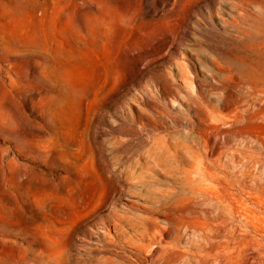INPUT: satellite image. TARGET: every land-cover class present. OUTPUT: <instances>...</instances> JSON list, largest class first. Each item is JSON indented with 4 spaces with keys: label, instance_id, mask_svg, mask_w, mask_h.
I'll use <instances>...</instances> for the list:
<instances>
[{
    "label": "rangeland",
    "instance_id": "374dc122",
    "mask_svg": "<svg viewBox=\"0 0 264 264\" xmlns=\"http://www.w3.org/2000/svg\"><path fill=\"white\" fill-rule=\"evenodd\" d=\"M0 264H264V0H0Z\"/></svg>",
    "mask_w": 264,
    "mask_h": 264
},
{
    "label": "bare ground",
    "instance_id": "6f19581e",
    "mask_svg": "<svg viewBox=\"0 0 264 264\" xmlns=\"http://www.w3.org/2000/svg\"><path fill=\"white\" fill-rule=\"evenodd\" d=\"M83 143V142H82ZM84 144V143H83ZM80 148H81V145L79 146ZM89 149H90V147H89ZM82 150V149H81ZM81 150H79V151H81ZM88 150V149H87ZM91 150V149H90ZM90 159H91V157H90ZM89 162H90V160H89ZM95 163V162H94ZM89 164V163H88ZM79 166V165H78ZM89 166V165H88ZM87 166V167H88ZM85 167V166H84ZM91 167V165L89 166V168ZM88 168V169H89ZM92 168V167H91ZM93 169V168H92ZM92 173L94 172V171H91ZM95 174V173H94ZM96 175V174H95ZM96 176H98V175H96ZM85 177H86V175H85ZM99 177V176H98ZM76 186V185H75ZM78 187V186H77ZM98 187V186H97ZM95 189V188H94ZM84 195V194H83ZM96 198V197H95ZM101 201V200H100ZM90 203V202H89ZM102 204H103V202H102ZM92 205V204H91ZM96 205V204H95ZM100 205V204H99ZM93 207V206H92ZM95 207V206H94ZM85 210V209H84ZM73 217H74V215H73ZM30 260H31V258H30Z\"/></svg>",
    "mask_w": 264,
    "mask_h": 264
}]
</instances>
